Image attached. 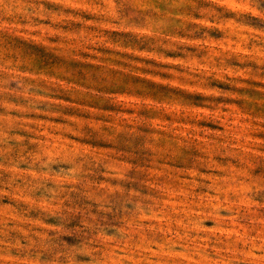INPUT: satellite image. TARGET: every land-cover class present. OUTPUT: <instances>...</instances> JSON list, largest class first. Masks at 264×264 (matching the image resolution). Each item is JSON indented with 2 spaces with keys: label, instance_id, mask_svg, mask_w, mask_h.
Segmentation results:
<instances>
[{
  "label": "clouds",
  "instance_id": "9594fccd",
  "mask_svg": "<svg viewBox=\"0 0 264 264\" xmlns=\"http://www.w3.org/2000/svg\"><path fill=\"white\" fill-rule=\"evenodd\" d=\"M0 264H264V0H0Z\"/></svg>",
  "mask_w": 264,
  "mask_h": 264
}]
</instances>
